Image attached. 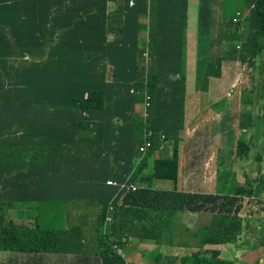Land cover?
Returning <instances> with one entry per match:
<instances>
[{
	"label": "trees",
	"instance_id": "16d2710c",
	"mask_svg": "<svg viewBox=\"0 0 264 264\" xmlns=\"http://www.w3.org/2000/svg\"><path fill=\"white\" fill-rule=\"evenodd\" d=\"M241 2L254 9L234 25L235 14H229ZM188 9L189 0H0V253H62L57 233L41 231L37 223L18 226L6 213L19 204L76 200L98 205L101 223L109 207L115 210L110 234L97 239L101 264H129L115 247L123 251L133 241L160 247L177 236L185 214L203 212L212 218L194 234L201 251L186 254L181 264H235L204 248L235 246L243 225L256 220L239 216L238 195L153 189L156 180L177 183ZM218 13L225 33L214 32ZM263 56L264 0H199L198 92H208L225 62L254 68ZM147 96L144 120L136 108ZM147 132L153 148L142 158ZM161 135L173 145L172 159L156 160L148 175ZM108 181L140 189L125 192ZM254 204L261 216L264 199ZM260 245L264 251V239ZM164 259L175 264L172 256L156 254L157 264Z\"/></svg>",
	"mask_w": 264,
	"mask_h": 264
},
{
	"label": "crops",
	"instance_id": "0c3cea01",
	"mask_svg": "<svg viewBox=\"0 0 264 264\" xmlns=\"http://www.w3.org/2000/svg\"><path fill=\"white\" fill-rule=\"evenodd\" d=\"M198 7L199 0H189L185 99L186 130L181 136L182 141L179 145L175 190L186 194L216 196L214 189L217 181L220 177L225 178L227 184L217 196L234 197L238 195L240 213L242 214L247 205L253 204L246 198L264 199V68L262 64L264 56L256 61L257 66L254 68L247 64L225 62L222 67L221 79H211L208 92H198L196 87ZM253 7L241 2L237 6V10L229 15L235 14V19L240 13L246 19L254 9ZM156 8H158L157 3ZM222 23L221 13H218L214 32L215 30H222L225 33V29L221 28ZM221 55L219 54L218 57ZM260 79H262L261 88L258 86ZM136 110L141 116L142 107L138 106ZM165 141L160 151L156 152L153 159L149 160L148 175L153 173L156 160H168L169 156L173 154V145ZM206 188L212 190L203 191ZM245 191L251 192L252 195H240L241 192ZM29 197L30 194H26V199ZM81 203L84 204L85 202ZM50 205L52 208L55 207L54 203ZM17 209H22L21 204L14 209H8L7 220L18 226L34 228L32 221L18 223L14 219L16 216H12V214ZM85 210L84 205L76 209L78 220L85 217ZM257 214V217L252 215L241 216L244 221L246 218L256 220H252L251 225H246L238 243L233 246L236 251L230 259L235 260V263L240 256L241 258L245 257V264L263 263L264 261V251L260 245L263 238L256 232L260 231L258 230L260 226L254 224V222H258L257 220L263 219L259 213ZM207 215L204 212L185 214L181 222L178 223L176 237L179 241L174 245L168 241H165L160 247L152 244H141L145 251H148L146 254L144 251L143 254L149 264H157V252L163 254L165 252L172 253L173 250L177 251L180 264L181 259L186 254L197 252L200 241L194 237V234L211 222L210 220L209 223L201 224L197 219H203V216ZM67 233L65 231L62 235H67ZM192 237L195 238L194 243H197V248L193 246ZM67 242L68 238L63 237L62 253L67 250L65 247ZM131 246L132 242L122 251V256L134 260L131 264H148L139 260L142 254L130 253ZM225 248L226 246H223L221 251L218 250L220 258L221 252ZM182 249L185 251L182 252ZM204 250L213 251L210 246H206ZM52 255L54 257H49V264H69L70 258H59L57 257L59 254ZM47 259L45 254L16 256L15 253H0V264H45Z\"/></svg>",
	"mask_w": 264,
	"mask_h": 264
},
{
	"label": "rangeland",
	"instance_id": "374dc122",
	"mask_svg": "<svg viewBox=\"0 0 264 264\" xmlns=\"http://www.w3.org/2000/svg\"><path fill=\"white\" fill-rule=\"evenodd\" d=\"M232 32V31H231ZM221 71V77H222ZM221 77L219 79H221ZM258 86L261 88L262 86V79L258 80ZM186 127L184 125L183 131L181 132V136L185 133ZM170 153V152H169ZM169 159H172V155L169 156ZM159 170H162L159 168ZM152 171V169H150ZM178 171V170H177ZM220 175V174H219ZM214 176V174H212ZM214 179H216L214 177ZM208 180V179H207ZM227 184V179L219 178L216 184V188L214 189L215 195L217 196L223 190ZM153 189L159 190L160 192H174L175 191V183L172 181H163V180H156L153 182ZM212 189H204L203 191H210ZM51 203L45 202L41 206L37 204H25L21 205L22 209H17L13 212L12 216H16L14 219L18 223H23L27 221H32V227H35L36 223L39 225L41 231H53L57 233L61 239V246L63 247L62 239L63 237L68 238V242L66 244V252L60 253L57 255L59 258H70L68 263L69 264H99L101 262V249L99 243L97 241L99 235L108 236L110 234V227L115 224L118 220L114 219V216L111 217L113 220L110 223L100 222V214L101 208L96 204H91L85 202L84 204L81 201H66V200H57L54 204L55 207L52 208ZM85 206L86 210L84 213V218L82 220H78L76 216V209L79 206ZM207 216H203V219H197L199 223L206 224L209 223L211 220V214L207 213ZM252 215L253 217H257L258 214L254 212V207L249 204L246 206L245 212L242 211L239 216H249ZM254 224L259 225L262 229L260 231H256L259 236L264 239V220L259 222H254ZM67 231V235H62L63 232ZM195 238L192 237L193 246L195 248L198 247L197 243H194ZM179 241L177 237L172 239L173 245ZM165 242V241H164ZM213 251L222 250L223 246H210ZM253 249V247H250ZM145 248L138 242L133 241L132 246L130 248V253L134 254H142V257L139 258L140 261H145L149 264V261L145 258L146 253ZM182 252L185 249L181 250ZM235 248L233 246H226L225 250L221 252V260H228L232 258L235 254ZM144 252V254H143ZM212 252V251H209ZM219 252V251H218ZM164 257L172 256L175 258V264H180V261L177 258V251L173 250L172 253L170 252H157ZM156 253V254H157ZM220 253V252H219ZM16 256L21 255L15 253ZM45 256L48 258L45 264H49V257H54L53 255ZM128 262L132 263L134 260L126 258ZM245 257L241 258L236 261L235 264H245L244 262ZM165 259L162 260L160 263L165 264ZM158 263V260H157ZM9 264V263H7Z\"/></svg>",
	"mask_w": 264,
	"mask_h": 264
},
{
	"label": "built area",
	"instance_id": "2783aa9c",
	"mask_svg": "<svg viewBox=\"0 0 264 264\" xmlns=\"http://www.w3.org/2000/svg\"><path fill=\"white\" fill-rule=\"evenodd\" d=\"M133 6H134V2H131L130 3V7H133ZM111 9H113V8H111ZM241 21H242V15L239 13L237 15V17L234 19L233 23L234 24H239ZM144 57H145V65H147L148 62H149L147 53L144 54ZM24 60L26 62L31 61L28 56H26ZM132 93H134V91H132ZM149 100H150V98L147 96L145 104H144L143 118H147L146 110L149 107ZM152 138H153V133L152 132H148V134H147V142L142 148H140V153L142 155H145L148 152V150H150L153 147V143L150 140ZM164 140H165V136L162 135L161 136V141L164 142ZM107 185L110 186V187H120L121 191L124 190L125 192H129V191H133L134 192V191L137 190V187L134 184H132V185H118L117 183H115L113 181H109V182H107ZM123 199L124 198H122V197L119 198L118 207H121L123 205ZM251 205L254 207V212H257L258 209H257V206L254 204V201H253V204H251ZM114 211L115 210H114L113 207H109V212L110 213L105 217V223L106 222L107 223L112 222L113 219L111 217H113ZM261 217L264 219V213H261Z\"/></svg>",
	"mask_w": 264,
	"mask_h": 264
},
{
	"label": "clouds",
	"instance_id": "9594fccd",
	"mask_svg": "<svg viewBox=\"0 0 264 264\" xmlns=\"http://www.w3.org/2000/svg\"><path fill=\"white\" fill-rule=\"evenodd\" d=\"M254 8V7H253ZM242 15V14H241ZM245 19H244V17H243V15H242V21L239 23V24H241L243 21H244ZM234 24V23H233ZM239 24H234V25H239ZM145 104V103H144ZM144 104L143 105H141V107H142V112H141V117L143 118V111H144ZM144 120L146 119V118H143ZM147 134H148V132H147ZM147 134H146V136H145V143L143 144V146L146 144V142H147ZM162 136V135H161ZM164 136V135H163ZM160 139H161V137H160ZM151 140V142L153 143V141H152V139H150ZM165 140H166V137H165ZM164 140V141H165ZM162 142V141H161ZM163 143L164 142H162L161 143V148H162V145H163ZM143 146H141L140 148H142ZM153 148V147H152ZM149 151V150H148ZM139 154L141 155V157L143 158V157H145V155L147 154H145V155H142L141 153H140V149H139ZM132 176H133V174H131L129 177H128V181L132 178ZM109 182V181H108ZM113 182H115V181H113ZM115 183H117V182H115ZM118 184V183H117ZM134 184V183H133ZM118 185H120V184H118ZM121 185H132V184H121ZM135 185V184H134ZM136 186V185H135ZM137 187V190L136 191H134V192H137L140 188L138 187V186H136ZM129 192H133V191H129ZM133 192V193H134ZM120 197H122V198H124L125 197V195H122V196H120ZM119 197V198H120ZM246 199H249L251 202H253V201H255V199H256V197H249V198H246ZM240 201V200H239ZM239 206H240V202H239ZM256 213V212H255ZM106 217V216H105ZM104 223H105V218H104ZM244 226V228H246V225H243ZM261 228L260 227H258V230H260ZM198 239V238H197ZM115 250L117 251V253H118V255H120V256H122V250L121 249H119V248H117V247H115ZM199 251H201V248H200V245H199V249H198V251L197 252H199ZM197 252H193V253H190L189 254V256H191V255H193V254H195V253H197ZM204 252H209V251H205L204 250ZM126 259V258H125ZM101 260V259H100ZM126 261H127V259H126ZM128 262V261H127ZM129 263V262H128ZM129 264H131V263H129Z\"/></svg>",
	"mask_w": 264,
	"mask_h": 264
}]
</instances>
